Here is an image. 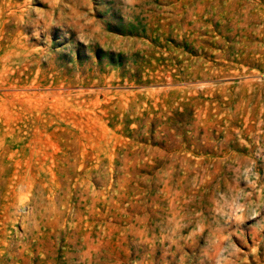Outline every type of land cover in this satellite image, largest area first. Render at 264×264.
Masks as SVG:
<instances>
[{
	"label": "rangeland",
	"instance_id": "obj_1",
	"mask_svg": "<svg viewBox=\"0 0 264 264\" xmlns=\"http://www.w3.org/2000/svg\"><path fill=\"white\" fill-rule=\"evenodd\" d=\"M0 264H264V0H0Z\"/></svg>",
	"mask_w": 264,
	"mask_h": 264
}]
</instances>
